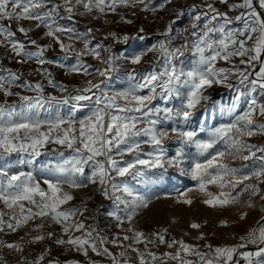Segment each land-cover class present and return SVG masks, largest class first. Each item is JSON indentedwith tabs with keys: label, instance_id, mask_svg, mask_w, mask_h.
Segmentation results:
<instances>
[{
	"label": "snow or ice",
	"instance_id": "1",
	"mask_svg": "<svg viewBox=\"0 0 264 264\" xmlns=\"http://www.w3.org/2000/svg\"><path fill=\"white\" fill-rule=\"evenodd\" d=\"M171 3L172 0H161L158 5H154L152 0H61L59 3L55 0H0V48L10 52L13 58H18L16 62L19 64L35 62L39 65L37 71L47 78L51 87L58 88L62 93L69 91L66 85L54 80L52 73L43 67L46 64H56L66 68L69 74L86 77L94 73L89 71L93 66L85 62V57H92L104 65L103 68H95V74L103 78L98 83L87 80L83 87L73 90L75 95L63 98L49 95L45 98L41 83L24 79L23 73L3 67L0 61V73H4L0 74V94L4 97L17 96L20 100L19 109L7 100L0 103V158L16 153L19 154V164H34L49 144L67 148L73 153L59 163L43 165L52 178H45L42 182L32 172H11L0 168V204L3 206L0 208V233L7 230L16 232L40 219L41 223L32 228L38 234L24 243L42 242L54 236L51 231L42 234L45 220L51 221L61 225L67 237L57 238L55 243L67 245L70 250L83 255L88 259V264H99L91 259L90 252L107 259L110 264H132L130 253H135L137 264H240L237 256L245 264H264V215L257 221L256 227L239 238L240 242L236 245L206 244L207 251H203L184 240L166 239V228L152 232L151 237L155 238L152 239L145 232L131 226L136 210L147 207L148 202L138 203L132 187L128 183H118L116 179L131 176L140 182L139 178L145 175V169L167 171L168 168H178L182 174L186 173L197 181V190L209 197L203 202L211 207L225 208L237 204L243 193H249L250 199L245 202L248 208L255 206L252 197L259 196L264 200V188L260 187L264 184V144L249 142L256 136L264 137V119H261L264 118V103L251 99L246 110L234 115L241 97L245 95L240 88H236L237 95L229 109V115H234V118L230 123L221 124L209 131L206 139H197L198 133L195 130H183L174 123H190L198 106L202 102L206 105L211 101V96L205 93L217 85L233 88L230 82L233 79L241 86H250L253 92L256 89L264 91V14L257 10L254 0L234 3L219 0V3L227 6L228 11H221L214 3L206 0L201 5H191L188 13L182 9L176 11L175 19L161 33L165 39L133 55L129 60L131 65H139L149 52L159 53L163 59L160 70L152 67L138 73L132 68L125 77L131 82L128 87L111 94L106 91V82L111 81L114 74L119 72L117 61L120 57L101 43L93 46L91 28L81 33L73 27L59 24L57 20L59 17L72 21L77 14L84 15L85 12L93 11L116 14L119 7L134 9L141 5L143 11L155 13ZM80 7L84 12L79 11ZM259 8L264 9V0H259ZM61 10L66 15L61 16ZM232 11H238V14L229 15ZM186 14L192 18L193 31L190 35L194 39L191 43L185 40L181 47L173 48L171 34L174 25ZM121 19L125 23H132L123 15ZM202 20L204 22L201 27ZM21 21L35 22L36 29L43 27L46 30L44 37L50 38L51 42L38 44L36 39L29 36L33 29L24 27ZM13 22L16 24L15 30ZM234 23H241L242 27H230ZM198 28L199 31H196ZM139 31L143 33L144 29ZM17 32L23 34L35 50H30L29 45L17 38ZM61 35H66L69 41L82 42V48H76L73 43H65ZM109 35L118 42L127 43L130 39L128 35L118 37L115 32ZM138 38L143 39L142 36ZM53 44L58 45L65 61L74 58L75 63L69 66L47 59L45 53ZM182 49H190L192 53L191 64L187 69L177 68L173 64L174 58L183 56ZM102 52L108 53L106 58ZM220 61L227 66H218ZM13 88L32 91L37 95H21L20 92H14ZM97 91L99 96H96ZM93 96H96L95 106L77 120L76 113L83 107L80 102L91 101ZM174 98H181V105L168 107L167 102ZM157 99L162 100L164 106L155 103ZM70 103L72 112L67 118L59 114L55 117L41 114L45 104L51 107L53 104ZM168 123L173 124L170 129L167 126L161 127ZM170 133L183 145H194L200 156L208 154L211 158L203 162L196 159L189 168L182 167V148L171 157L165 152V142L172 138ZM142 145H149L152 150L144 152ZM59 154L61 157L64 155L63 152ZM227 157L251 163L232 167L225 163ZM86 167L91 169L90 173ZM253 179L256 183H247ZM89 185H97L100 194L112 200L117 209L124 205L123 216L115 212L109 215L115 217L118 227L127 221L129 227L124 231L132 233L131 236L116 235L109 241L106 236L99 235L96 229L87 230L82 220L75 219L77 215L83 216L86 207H64L75 199L73 190L87 188ZM209 185L216 186L219 192L208 191ZM237 189L240 191L237 192ZM118 192L133 199L126 200L122 195H117ZM182 195L187 196V193ZM181 202L192 203L190 199ZM261 212L264 213V208ZM246 216L247 213H242L240 218ZM226 223L221 221L222 225ZM190 227L199 229L201 225L194 222ZM74 232H81L82 235L74 236ZM198 239L203 240L204 235L201 233ZM125 241L129 243L125 244ZM107 243L119 248L118 254L105 246ZM159 244L169 249L175 248V251L158 254L149 248V245ZM139 245H143V248ZM250 245L254 246L253 250H248ZM0 249L20 254L25 251L23 244L6 243L3 240H0ZM0 264H9L4 255H0ZM17 264H45V254L42 252L31 260L21 256ZM46 264H59V261H47ZM65 264L80 262L72 260L65 261Z\"/></svg>",
	"mask_w": 264,
	"mask_h": 264
},
{
	"label": "rangeland",
	"instance_id": "2",
	"mask_svg": "<svg viewBox=\"0 0 264 264\" xmlns=\"http://www.w3.org/2000/svg\"><path fill=\"white\" fill-rule=\"evenodd\" d=\"M59 3L61 0H55ZM161 0H152L154 5H158ZM205 0H172L170 5H167L163 10H159L155 13L147 12L142 10V5L136 8H117L116 14L107 11L105 14H100L99 12L93 11L92 13L85 12L84 15H75L72 21L66 19H60L57 17L59 24L66 27H73L78 32H86L88 28L93 30L92 32V45L97 43L103 44L105 47H109L113 54L120 57L117 61L119 65V72L115 73L113 79L107 83L106 91L111 94L112 92L122 90L128 87L130 81L126 80L125 77L127 72L132 68H135L136 72L143 73L146 70H150L155 67L157 71L163 64V59L159 56V53L149 52L139 65H131L129 63L130 58L146 49L150 48L152 45L156 44L159 40L165 39L161 35L165 31L166 25L175 19V12L179 10H184L185 13L189 11L191 5H201ZM206 2L214 3L217 8L221 11H228L226 5L219 3V0H206ZM230 3L239 2L236 0H229ZM254 5L257 10L264 14V9L259 8V0H254ZM51 5H49L50 7ZM204 10V9H202ZM80 12H84L82 7L79 8ZM238 14V11H232L229 13L231 16ZM66 15V13L61 10V16ZM123 15L126 19L131 20L132 23H125L121 19ZM179 21V20H178ZM177 21V23H178ZM5 23H8L5 21ZM26 28H32L33 30L29 33L32 39H36L38 44L46 45L50 43V38L44 37V32L46 31L43 27L36 29L34 27L35 22L31 21H21L20 22ZM176 23V24H177ZM174 25V28L176 26ZM239 23H234L231 26L238 25ZM16 24L13 22V30H15ZM143 28L144 32L141 33L139 30ZM173 28V31H174ZM115 32L118 37H123L128 35L130 37L127 43L113 39L109 33ZM143 37L140 39L138 37ZM107 37V39L105 38ZM17 38L21 39L26 45H29L30 50H35L34 46L29 44L28 40L24 39L23 34L17 32ZM61 39L65 43H73L76 48H82V42L72 40L69 41L66 35H61ZM108 53L102 52L103 57H107ZM45 57L49 60L57 61L65 65H71L75 63V59H69L65 61L63 59V54L60 53L58 45L53 44L51 49H48L45 53ZM13 58L12 54L4 48H0V61H2V66L11 68L14 71L23 73V78L30 80L33 83L39 82L44 86V97L47 98L49 95L56 96L58 98H63L68 95H75L73 91L75 88L83 87L87 80H92L93 83H98L102 77L95 74V68H103L104 65L99 61L93 59L92 57H85L86 63L91 64L93 67L89 71L94 74L91 76H84L79 74H69L66 72V68H61L56 66V64H46L43 67L47 68L51 73L52 77L57 83H62L67 86L68 92L62 93L58 88H53L48 85L47 78L43 76L37 69L40 68L35 62H29L27 64H19ZM191 59L187 62L181 64L178 68L187 69L190 67ZM235 62L238 64V58ZM218 66H227L223 61L218 62ZM243 67V66H241ZM256 70H259V66H256ZM31 73V75H29ZM4 74V73H0ZM234 87L228 88L222 85L214 86L209 89L205 94L211 96V101L206 105L203 104L198 106L196 109V115L192 118L190 123L185 124L183 121H176L175 126L183 130H195L198 135L197 139H206L207 134L212 129L219 127L221 124L230 123L234 118V115L241 114L248 107V101L251 99H256L258 102L264 103V91L256 89L252 91L250 86H241L238 82L233 79L230 81ZM104 87V86H102ZM236 88H240L241 91L245 93L241 100L239 101V106L236 108L233 116L229 115V109L232 106L234 97L237 95ZM14 92H20L21 95L36 96L37 93L32 91H27L19 88H13ZM95 91V90H94ZM147 90H145L146 94ZM159 92V90H158ZM89 95H91L89 93ZM100 93L97 91L96 96ZM96 96H93L91 101L80 102L83 107L76 113V119H81L88 114L91 107L95 106ZM7 100L9 104H16L19 109L20 100L17 96L4 97L0 94V103ZM164 106V102L157 99L155 102ZM182 103L181 98H174L167 102L168 107H179ZM72 112V104L67 105H56L53 104L51 107L45 104L43 109H41L42 116L50 114L55 117L59 114L62 117L67 118ZM264 119V118H261ZM167 126L169 129L173 126L172 123L167 125H161V127ZM203 129V131H201ZM170 138L165 142V152L168 157L174 156L176 151L183 149L184 152V164L182 167L189 168L193 160L199 159L203 162L205 159H210L208 154L200 156L194 145H183L174 135L170 133ZM256 144H264V137L256 136L251 138L249 141ZM219 147V146H218ZM144 152L151 151L149 145H142ZM44 151V154L37 158L34 164H24L18 163L19 154L13 153L10 156L0 158V168H5L11 172H32L38 180L41 182L45 178H52L51 173L43 168V165L56 164L62 161V159L68 158L73 155L72 151L63 148L58 145L49 144ZM63 152V157L59 153ZM214 154V153H213ZM146 158V157H142ZM128 159V157H125ZM225 163L232 167H240L244 162L239 158L227 157ZM87 172H91L89 167H86ZM145 175L139 178L140 182L133 180L131 176L121 178L117 177L118 183H128L132 189L134 197L137 202L147 201V207H140L136 210V215L132 221V227L135 230L143 231L146 235L151 237V233L161 229H168L166 239L171 240L173 238L177 240H184L186 243L198 246L201 250L207 251L205 248L206 244H212L213 246H223V245H236L240 242V237L245 235L252 227L257 226V221L260 217L264 215L261 209L264 208V200H261L259 196L252 197V202L254 203L253 208H248L246 206V201L250 199L249 193H243L240 197V202L234 205H230L225 208L211 207L206 205L203 201L209 197L205 196L197 190V181L193 180L190 175L182 174L178 168H168L167 171L163 169H145ZM247 183H256L255 179L248 181ZM42 186L46 187V185ZM264 188V184L260 185ZM192 189V191H189ZM208 191L213 193H218L219 189L214 185H209ZM240 189H237L239 192ZM182 193H187V196L182 195ZM234 195L236 193H233ZM73 195L75 199L69 204L65 205V208L71 207H86V211L83 216L77 215L76 220H82L85 223L86 229H96L99 235L106 236L109 241L115 238L116 235L123 236L125 234L131 236L132 233L124 231L129 227L127 221L122 227L117 226V221L114 216H110L109 213L115 212L118 215H124V205H120L117 209L116 204L112 200L105 199L104 196L100 194L97 185H89L87 188H81L73 190ZM117 195H122L124 199L131 200L133 197H128L126 194L117 193ZM264 195V193H262ZM184 199H190L191 204L182 203ZM0 204V208H2ZM247 213L244 219H241V214ZM221 221H226L227 223L222 225ZM198 223L201 225L199 229H193L190 227L192 223ZM41 220L36 219L30 222V225L18 229L16 232H11L7 230L0 233V240L6 243L15 240H21V237L34 236L38 234L32 231L35 225L40 224ZM51 229H56L58 234H54L51 239L46 238L41 243L45 248V264L47 261H59V264H65V261H79L80 264H88V259L83 255L70 250L67 245H59L55 243L57 238L66 239L67 237L62 232L61 225L52 223L51 221L45 220V228L42 234H45ZM52 232V231H51ZM204 235V239H198L200 234ZM96 233H94L95 235ZM74 236L82 235L81 232H74ZM129 243L128 241L124 242ZM107 246L113 253L118 254L119 248L114 247L111 243H107ZM143 248V245H139ZM152 251L158 254H163L164 252L175 251V248L169 249L164 244H159L158 246L149 245ZM254 246H249L248 250H253ZM7 249H0V255H4V251ZM241 249L240 251H244ZM91 259L96 260L99 264H110V262L101 257L95 256L93 253H89ZM132 257V264H137L135 259V253H130ZM240 261V264H245L242 258L236 257ZM170 264H175V262H170Z\"/></svg>",
	"mask_w": 264,
	"mask_h": 264
},
{
	"label": "built area",
	"instance_id": "3",
	"mask_svg": "<svg viewBox=\"0 0 264 264\" xmlns=\"http://www.w3.org/2000/svg\"><path fill=\"white\" fill-rule=\"evenodd\" d=\"M188 13V12H187ZM192 18L190 15H185L181 18L176 24L173 34H172V47L177 48L181 47L184 44L185 40L191 43L192 39H194L190 33L193 31L191 28ZM203 20L200 22V26H203ZM199 31V28L196 29ZM184 52L183 56H178L174 58L173 64L178 68L181 64L187 62L192 57V53L190 49H182ZM30 239V236L24 237L23 240H15L12 243H21L23 244L25 251L23 254L10 252L8 249L4 251V256L9 261V264H17V261L20 260L21 256H26L29 260L37 257L42 252L45 253L44 245L41 242L26 244L24 241Z\"/></svg>",
	"mask_w": 264,
	"mask_h": 264
},
{
	"label": "crops",
	"instance_id": "4",
	"mask_svg": "<svg viewBox=\"0 0 264 264\" xmlns=\"http://www.w3.org/2000/svg\"><path fill=\"white\" fill-rule=\"evenodd\" d=\"M236 1H238V0H236ZM230 27H232V28H236V27H242V24L241 23H239L238 25H235V26H230ZM172 34H173V32H172ZM171 34V35H172Z\"/></svg>",
	"mask_w": 264,
	"mask_h": 264
},
{
	"label": "bare ground",
	"instance_id": "5",
	"mask_svg": "<svg viewBox=\"0 0 264 264\" xmlns=\"http://www.w3.org/2000/svg\"><path fill=\"white\" fill-rule=\"evenodd\" d=\"M54 234H58L56 229H51Z\"/></svg>",
	"mask_w": 264,
	"mask_h": 264
}]
</instances>
